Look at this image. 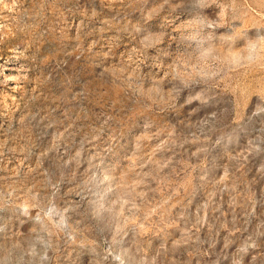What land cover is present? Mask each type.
<instances>
[{
	"label": "rangeland",
	"instance_id": "rangeland-1",
	"mask_svg": "<svg viewBox=\"0 0 264 264\" xmlns=\"http://www.w3.org/2000/svg\"><path fill=\"white\" fill-rule=\"evenodd\" d=\"M0 264H264V0H0Z\"/></svg>",
	"mask_w": 264,
	"mask_h": 264
}]
</instances>
